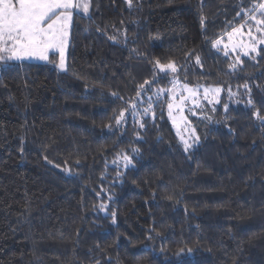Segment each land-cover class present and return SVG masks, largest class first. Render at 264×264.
Listing matches in <instances>:
<instances>
[{
  "label": "trees",
  "instance_id": "obj_1",
  "mask_svg": "<svg viewBox=\"0 0 264 264\" xmlns=\"http://www.w3.org/2000/svg\"><path fill=\"white\" fill-rule=\"evenodd\" d=\"M255 2L91 0L67 71L56 53L0 65V264H264V45L213 47L241 26L260 37ZM177 84L221 88L186 106L188 151L168 116Z\"/></svg>",
  "mask_w": 264,
  "mask_h": 264
},
{
  "label": "snow or ice",
  "instance_id": "obj_2",
  "mask_svg": "<svg viewBox=\"0 0 264 264\" xmlns=\"http://www.w3.org/2000/svg\"><path fill=\"white\" fill-rule=\"evenodd\" d=\"M127 3L129 7L132 6V0H127ZM90 7L91 0H0V65H8L9 62L23 61L25 59L48 61L49 52L58 51L60 62L56 67L62 71H67L64 50L68 42L69 27L72 24L74 12L90 18ZM249 11L252 13L249 18L255 21L256 31L260 33V37L252 35L251 30H249V43L245 44L241 40L239 45L233 44V50L238 46L245 48L246 50L243 53L245 56H248L250 52L259 54L258 46L264 45V19H257L255 15L256 12H259L260 16L264 17V0L253 3V7ZM239 15H241L240 12L237 13V16ZM203 23L204 17L201 16L202 26ZM239 33L240 29H233V33L228 34L229 40H232L233 34ZM110 39L115 38L110 37ZM220 43L221 39L213 41V47H216ZM224 47L227 48L228 45L225 44ZM261 51H264V49H261ZM227 54L225 52V55ZM252 58L255 59V57ZM196 63H200L198 56L196 57ZM237 63H242L239 57H237ZM154 67L159 69V72L164 74V76H167L169 71L171 73H177L178 71L177 65L172 61L164 64L157 59ZM229 67L235 69L236 65L232 64ZM144 83L149 84L150 82L146 80ZM184 87L193 96L195 95L193 90L188 88L187 85H184ZM243 87L248 89L247 83ZM140 88L143 91H147V89H144V85H141ZM160 91L165 90L161 89ZM211 91L218 95L221 89L215 88ZM204 92L205 98H207L209 89L205 88ZM113 95L116 94L113 93ZM137 96H140V92L137 93ZM172 99H175V97L173 96ZM184 100L185 98L181 97L180 102L183 103ZM148 101L149 106L144 109L145 114L152 108L151 97L148 98ZM248 103H252L251 99H249ZM135 107L136 105L133 104L132 108L135 109ZM168 108L171 116L173 104L169 103ZM225 108H227V105H225ZM125 111H121L119 116L115 117L118 125L123 120ZM253 115L264 124V115H261L259 111L254 112ZM140 126L144 127V124L142 123ZM191 132L192 137H194L193 143L190 144L188 140L181 137L185 151L192 148L193 144L198 143L200 139L196 135L195 128H192ZM123 159L126 161V166L132 163L131 158L127 155ZM168 199H171V197H168ZM104 207V205H101L102 209ZM114 220L115 213H113ZM97 264H99L98 261ZM233 264H235V261Z\"/></svg>",
  "mask_w": 264,
  "mask_h": 264
},
{
  "label": "rangeland",
  "instance_id": "obj_3",
  "mask_svg": "<svg viewBox=\"0 0 264 264\" xmlns=\"http://www.w3.org/2000/svg\"><path fill=\"white\" fill-rule=\"evenodd\" d=\"M237 29H240V33L239 34H233L231 41L228 38V34H229L228 33L224 38L221 39V43L219 45H217L216 47H218L219 49L223 50L224 52H237V53L243 54L246 49L241 47V46H238V47L235 48V50H233V44L239 45L241 40L245 44L249 43L250 41H249L248 32H249V30H252V29L249 28V27H246V26H241V27H238ZM69 31H70V27H69ZM230 33H233V31L230 32ZM251 33H252V35L255 36V32L254 31H251ZM68 41H69V35H68ZM225 44L228 45L227 48L224 47ZM67 47H68V42H67V45H66L65 50H64L65 65H66ZM51 53H56L57 54L58 59H57L56 65H58L59 62H60L59 52L58 51H50L49 55ZM23 61L45 62L44 60H39V59H25ZM58 70L62 71L60 69H58ZM205 88L209 89L207 98H205V92H204ZM215 88H220V87H218V86H200V87H197V88H194V89L191 88L193 90V92L195 93V95L193 96L191 93H189L185 89L184 85H181V84L178 85L177 84L176 89H174L171 92L172 97L174 96L175 99H173L172 102H171L173 104V108L171 109V116L169 114V108H168V116H169V118L171 120V123L173 125L174 130L179 135L180 139H181V137H183L185 140H188V142L190 140L194 139V137H192V132H191L192 127L187 125L185 123V120H184V116H185V113H186L185 112L186 111V106H188V104H189L190 106H196V107L200 108L201 107L200 103L202 101L206 102V103H209V104L214 102L217 99L218 95L220 94L219 93L217 95L213 91H211L212 89H215ZM181 97L185 98L183 103L180 102L181 101Z\"/></svg>",
  "mask_w": 264,
  "mask_h": 264
}]
</instances>
